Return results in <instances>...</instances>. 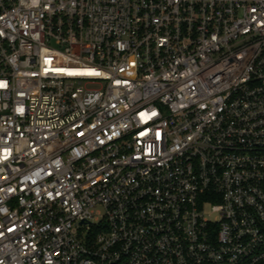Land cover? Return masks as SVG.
<instances>
[{
	"label": "built area",
	"instance_id": "1",
	"mask_svg": "<svg viewBox=\"0 0 264 264\" xmlns=\"http://www.w3.org/2000/svg\"><path fill=\"white\" fill-rule=\"evenodd\" d=\"M0 264H264V0H0Z\"/></svg>",
	"mask_w": 264,
	"mask_h": 264
}]
</instances>
